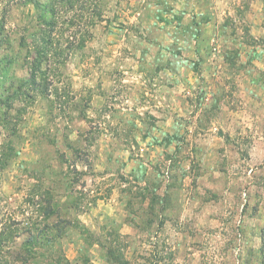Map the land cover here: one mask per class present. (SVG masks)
<instances>
[{"label": "clouds", "instance_id": "clouds-1", "mask_svg": "<svg viewBox=\"0 0 264 264\" xmlns=\"http://www.w3.org/2000/svg\"><path fill=\"white\" fill-rule=\"evenodd\" d=\"M97 4L103 8L104 22L119 15L129 25L132 30H125L126 40L120 38L124 33L115 30L118 21L113 23L111 32L105 28L94 14ZM221 7V15L226 12L232 18L234 36L231 30L221 35L218 24L206 25L200 20ZM157 13L163 16L164 24L158 23ZM58 16L57 38L71 39L75 33V42L79 43L85 31L92 34L91 39L85 38V47L80 51L64 53L67 61L74 64V71L53 78L56 87L57 80L67 83L74 75L79 81V95L73 93L77 101L92 90L85 118L77 119L80 112L76 110L72 123L63 121L70 131L65 133L61 128L62 135H68L75 147L87 153L88 164L76 161L73 167H78L80 173H89L90 164L89 175L99 177L95 185L99 192L111 186L124 187L120 176L135 184L133 175L137 169L145 170L142 178L137 177L140 180L167 182L176 173H185L192 179L199 177L194 188L189 181L190 186L185 187V195L179 201L181 231L176 233L183 248L196 256L195 260L189 256L192 264H237L236 257L238 264H261L264 256L260 249L264 244L259 229L255 236L251 229L256 224L264 227V189L257 195V186L252 184L247 192L240 193L238 205L229 199L222 208H216L209 200L202 214H195L193 209L201 203L194 198L196 194L207 197L213 181L226 180L229 188L242 187L250 184L253 175L264 176V170L257 169L251 159L258 149L264 150V84L259 82L264 79V0H78L70 8L60 6ZM71 22H75V27L69 29ZM77 27L80 32H76ZM61 46L67 48L63 40ZM226 48L244 53H253L255 48L259 55L252 61L254 67L248 64L246 54L241 55L235 67L229 66L221 55ZM177 52L181 55L177 56ZM193 64H199L197 72L192 71ZM86 70L90 72L87 77ZM100 92L107 95L101 96ZM48 101L54 103L55 95H50ZM104 104L112 111L98 119L94 109ZM84 120L87 123H82ZM92 129L98 132H92L89 143ZM18 133L22 143L14 140L16 156L0 176V193L14 201L13 209L18 206L13 190L31 183L21 164V160L32 158L25 147L31 142V129L21 123ZM3 142L0 138V144ZM225 157L229 161L227 176L217 167ZM197 168L202 175H196ZM233 169L239 172L234 173ZM75 187L79 195L89 199L87 189L80 191ZM244 203L249 205V213L258 204V216L249 219L246 215L241 222L239 213ZM35 219L32 209L25 206L23 215H19L18 231ZM86 223L92 227L91 216ZM237 226L243 237L235 232ZM206 229L219 232L212 236ZM220 232L228 233L223 253L206 243L215 241ZM22 239L17 236V243ZM102 251L99 243H93L89 249L95 258L93 264H105ZM4 252L10 253L5 259L13 264H22V259H15L17 255L28 256L15 245H9Z\"/></svg>", "mask_w": 264, "mask_h": 264}, {"label": "rangeland", "instance_id": "rangeland-1", "mask_svg": "<svg viewBox=\"0 0 264 264\" xmlns=\"http://www.w3.org/2000/svg\"><path fill=\"white\" fill-rule=\"evenodd\" d=\"M156 2L163 3V0H156ZM221 11L222 7L218 8L215 13H206L200 20L206 25L218 24L221 35H225L227 30H231V34L234 36L235 29L232 18L228 17L226 12L221 15ZM36 14L37 10L31 4L19 5L12 10L7 18L4 34L7 36L8 44L5 45L7 47H0L1 100H4L5 96L11 95V91L26 74L22 61L26 51L19 45V36L23 33L21 29L23 25L32 22ZM156 15L159 18L158 23L164 24L163 16H160L159 13ZM116 21L118 23L115 30L124 33L125 35L120 38L126 40L125 30L131 31L132 29L123 20H120L119 15L107 22L101 20L109 32L113 30L112 25ZM91 38L92 36L89 39ZM8 45L10 46L8 47ZM82 48L75 49L73 52L80 51ZM122 52L127 54L126 49H122ZM253 53H255V48H253ZM253 53H244L241 49L229 50L226 48L221 55L225 63L235 67L236 62L244 54L248 56V64L252 65V61L259 55V53H255V55ZM176 55L180 56L181 54L177 52ZM67 60L68 57L59 66L60 75L64 72L74 71V64ZM96 63H99V58ZM200 63H203V60ZM252 66L254 67V65ZM198 70L199 64H193L192 71L197 72ZM89 75L90 72L86 70L84 76ZM259 82L264 84V79ZM100 86L98 81L97 89ZM78 88L79 81L73 75L67 83L57 80V86H52L50 95H55L54 103L48 101L50 95L35 94L32 99L22 98L24 100L13 98V109L9 110L8 119H4L0 126V138L4 141L3 144H0V152L5 153V163L0 169V176L10 167L12 159L16 156L14 140L15 143H22L18 133L19 124L25 123L31 129V142L25 144V147L31 153L32 158L31 160H21V164L25 165L24 175L31 183H25L13 190L15 202H18L15 209L11 207L14 201L0 193V226H2L0 230L15 222L13 224V233L17 234L15 237H24L20 241H24L29 249L28 256L25 261H22V264H93L95 258L89 253L93 243L100 244L103 250L101 258L105 264H192L189 256L193 260L196 259V256L183 248V245L177 240L176 233L181 231L178 225L181 211L179 201L185 195V187L190 186L189 181L194 188L196 179L199 177L192 179L185 173H176V175H171L167 182L155 179L152 181L140 180L137 177L142 178L145 175V170L137 169V173L133 175V179L136 180L135 184L125 181V178L120 176L124 187L111 186L105 192H99L95 187L99 177L89 175L91 173L90 164L88 165L89 173H80L78 167H73L76 161L88 164L85 158L87 153L75 147L68 135L61 133V128H64L65 133L70 131L63 121L67 120L68 123H72L74 111L79 110L80 112L77 119L85 118L92 90H88L87 97L81 96L77 101L76 95L73 93H77ZM99 94L107 95L106 92ZM38 101L39 106L37 105ZM15 108L19 111L18 113ZM3 110L0 105V113H3ZM94 110L98 113V119L112 111L108 104ZM82 123H87V121L84 120ZM110 130L115 131L111 128ZM92 132H98V129L89 131V143L92 139ZM68 153H71L74 158L72 159ZM251 159L257 169L264 170V150L258 149ZM176 166V163L173 162V167ZM217 167L225 176L229 174V161L226 157L218 162ZM194 168H196L195 165ZM233 172L238 173L239 169H233ZM196 175H202L198 168ZM252 184L257 186V195H259L260 190L264 189V176L253 175L250 184L242 187L234 185L229 188L226 180L213 181L212 185H209V189L212 191L208 193L207 197L198 194L194 197L199 198L201 203L199 207L193 209V212L202 214L209 200L216 208H222L225 201L229 199H233L238 205L240 193L247 192ZM75 186H78L80 191L87 189L89 199L83 194L79 195ZM25 206L32 209L36 219L29 226L18 231L19 215H23ZM258 207V204L252 207L249 213V205L244 203L243 211L239 213L241 222L246 215L249 219L256 218ZM13 215H17V219H13ZM88 216L92 218L91 228L86 223ZM99 217H103L101 222ZM95 228L98 231H94ZM256 229H259L260 239L264 244V227L256 224L251 229L253 236L257 234ZM205 231L215 236L219 229H206ZM235 232L241 237L244 235L238 226L235 228ZM227 235L226 232H220L215 241L206 243L223 253L227 247L224 243V237ZM81 243H83L82 247L79 246ZM260 255L264 256V246L260 249ZM5 256L1 255L0 264H13V261H8ZM236 261L238 264L239 257H236ZM201 264L204 262L201 261ZM261 264H264V261H261Z\"/></svg>", "mask_w": 264, "mask_h": 264}, {"label": "trees", "instance_id": "trees-1", "mask_svg": "<svg viewBox=\"0 0 264 264\" xmlns=\"http://www.w3.org/2000/svg\"><path fill=\"white\" fill-rule=\"evenodd\" d=\"M78 0H0V47H7L8 39L4 34L7 23V18L13 9L19 5L31 4L36 10L35 21L33 20L21 28L23 33L19 36V45L25 48L26 54L22 58L26 74L23 80L15 86L11 91L10 96H5L4 100L0 99V105L4 109L0 113V126L4 119L7 120L9 110L13 109V98L17 99H32L35 94L50 95L53 86L54 75L59 74V66L66 59L65 52L74 51L82 48L85 45V38L89 39L92 34L85 31L79 43L75 42V33L71 39L57 38L55 31L59 21L58 8L62 5H67L69 8ZM94 14L100 20L103 19V8L99 4L96 5ZM75 27V22L69 23V29ZM69 29H62L67 32ZM81 29L77 27L76 32ZM27 32V33H26ZM63 43L67 44V48H62ZM10 45H8L9 47ZM9 64V62H8ZM22 99V100H24ZM6 110V111H5ZM15 111L17 109L15 108ZM17 111L16 113H18ZM3 115V116H2ZM5 163V153L0 152V169ZM12 226L6 225L0 230V257L1 255H10L5 253L4 249L9 245H15L25 252H29L28 247L24 241L17 243L15 237L16 232L13 233ZM15 259L26 258L17 255ZM8 261H11L7 259Z\"/></svg>", "mask_w": 264, "mask_h": 264}]
</instances>
